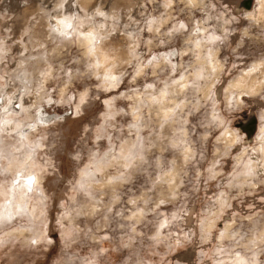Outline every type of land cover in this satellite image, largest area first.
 Wrapping results in <instances>:
<instances>
[{
    "label": "rangeland",
    "instance_id": "374dc122",
    "mask_svg": "<svg viewBox=\"0 0 264 264\" xmlns=\"http://www.w3.org/2000/svg\"><path fill=\"white\" fill-rule=\"evenodd\" d=\"M262 78L264 0H0V264H264Z\"/></svg>",
    "mask_w": 264,
    "mask_h": 264
},
{
    "label": "bare ground",
    "instance_id": "6f19581e",
    "mask_svg": "<svg viewBox=\"0 0 264 264\" xmlns=\"http://www.w3.org/2000/svg\"><path fill=\"white\" fill-rule=\"evenodd\" d=\"M191 1H193V0H191ZM261 2V1H260ZM68 19L69 18H66V17H63V18H61L60 20H59V22H57V23H59V30H61V31H64V32H66L65 31V29L66 28H68L69 27V23H71L70 21H68ZM58 21V20H57ZM57 25V24H56ZM71 26V25H70ZM57 28V27H56ZM67 30V29H66ZM68 31V30H67ZM78 35H80V36H82V40H83V43L86 45V47H87V49H88V53L90 54V55H92V56H95V53L97 52V51H99L100 52V49L98 48V46H95V43H94V40H95V34H94V32L90 29V30H88L86 33H83V32H80V33H78ZM199 42H197V44H198ZM205 43V42H204ZM197 44H195V45H197ZM198 46V45H197ZM197 48V47H196ZM199 48V47H198ZM203 48V47H202ZM201 48V49H202ZM199 51H200V49H199ZM201 52V51H200ZM98 53V52H97ZM200 55H202V54H200ZM101 56H103V54H101ZM200 59H201V57H200ZM208 59V58H207ZM207 59H205V60H207ZM99 60V59H98ZM211 60V59H210ZM216 60V59H215ZM209 61V60H208ZM217 61V60H216ZM215 61V62H216ZM102 63H104L103 62V60L101 61ZM218 62V61H217ZM100 62L99 61H96V64H99ZM205 66V65H204ZM219 66V65H218ZM217 66V67H218ZM209 67L210 68H215L216 67V65L212 62V61H210L209 62ZM203 68V67H202ZM206 68H208V66L206 67ZM110 69V68H109ZM204 69H205V67H204ZM218 69H219V67H218ZM202 70V69H201ZM213 70V69H212ZM199 71V70H198ZM209 72H212L211 70L209 71ZM197 74L199 73V72H196ZM196 74V75H197ZM209 75V74H208ZM104 76L106 77V78H108V79H113V75H112V73H110V71L108 72V71H106L105 72V74H104ZM203 76V75H202ZM208 77V76H207ZM212 77V76H211ZM255 77H257V76H255ZM254 76H250L249 77V79L250 80H256L257 81V79L255 78ZM263 77V76H262ZM186 79V78H185ZM262 79H264V78H262ZM210 80V79H209ZM208 81V80H207ZM212 81V80H211ZM248 81V80H247ZM258 81H259V79H258ZM238 82V81H237ZM261 82V81H260ZM209 83H210V81H209ZM248 83V82H247ZM206 84H207V82H206ZM181 85L182 86H185V82H183V83H181ZM233 85H235V84H233ZM254 85V84H253ZM256 85V84H255ZM254 85V86H255ZM259 85V84H258ZM208 88V87H207ZM245 88V87H244ZM182 89V88H181ZM183 90V89H182ZM166 91V90H165ZM165 91L164 92H162V93H160V98H158L157 100L159 101H161V102H163V98H164V96H165ZM169 91V90H168ZM181 91V90H180ZM249 91H251V90H249ZM254 91V90H253ZM167 92V91H166ZM252 92V91H251ZM159 93V92H158ZM171 95V94H170ZM154 96V95H153ZM167 96V95H166ZM165 96V97H166ZM166 99V98H165ZM164 99V100H165ZM156 101V100H155ZM171 102V101H170ZM159 103V102H158ZM167 103V102H166ZM174 103H176V100H175V102ZM163 103H161V105H162ZM172 104V103H171ZM160 104H159V106H158V108L160 109V110H162L163 112H164V109L166 110L165 112H169V109L167 110L166 109V106L164 107V105H163V107L161 106ZM183 106V105H182ZM162 112V113H163ZM164 112V113H165ZM10 122L8 121V120H6V119H0V131L1 130H4L5 129V126L6 125H8ZM15 130L18 128L17 126H13V125H11ZM23 126V125H22ZM10 127V126H9ZM17 127V128H16ZM12 128V129H13ZM11 129V128H10ZM14 130V131H15ZM261 130H262V132H263V137H260V145L258 146V148H257V150H258V152H260V154H261V164L263 165L264 164V126L261 128ZM13 131V130H12ZM16 131H18V130H16ZM17 133V132H16ZM22 134H23V132H22ZM19 135H21V132L19 131ZM228 136V134L226 133L225 134V136ZM229 139H228V143H229V145H232L233 144V142H235L236 141V139L238 138L234 133H230V137H228ZM189 149L190 148H185V151L186 152H188L189 151ZM10 156H12V155H10ZM29 157V154H28V152L27 151H25V153H24V156H23V158H22V160H20L19 162H18V164L15 166L14 164L12 165V163L14 162V160L13 161H11V159L9 160V162H8V166L7 167H9V169H12V168H14V167H16L15 169H14V174L15 175H13V178H12V180L8 183V185H6V186H8V188L6 189H4L2 192H3V194H4V196H5V198H4V201H1L2 203L0 204V217L1 216H6V215H10V213L12 214V213H15L16 211H18V210H21V211H23V208H24V205L26 204V199H27V196H26V189H27V191H28V188H30V187H32L33 185L35 186V183L34 182H36V180H37V176H35L34 175V173H32V172H29V170H27V163H28V161H26L27 160V158ZM120 161V160H119ZM247 161H249V160H247ZM246 161V162H247ZM121 163V162H120ZM7 164V163H6ZM14 166V167H13ZM256 166H257V164L255 163V162H252V164L249 166V167H244V169H243V171L244 172H246V171H248L249 169H255L256 168ZM31 171V170H30ZM248 177H249V175H247ZM245 177V178H243V182L245 181H249L250 180V178H248V177ZM112 180V179H111ZM242 182V183H243ZM28 205V204H27ZM27 209V208H26ZM26 212V211H25ZM208 232V231H207ZM22 235V234H21ZM223 235H226L225 233L223 234ZM234 264H244L243 262H241V261H239V260H236L235 262H234ZM246 264V263H245Z\"/></svg>",
    "mask_w": 264,
    "mask_h": 264
}]
</instances>
